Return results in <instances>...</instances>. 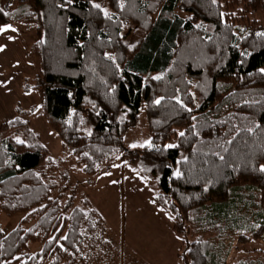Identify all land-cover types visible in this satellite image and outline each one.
Returning <instances> with one entry per match:
<instances>
[{
	"label": "trees",
	"instance_id": "16d2710c",
	"mask_svg": "<svg viewBox=\"0 0 264 264\" xmlns=\"http://www.w3.org/2000/svg\"><path fill=\"white\" fill-rule=\"evenodd\" d=\"M260 10L264 0H0V28L36 25L42 108L77 167L98 175L143 164L158 180L155 204L185 238V264H264ZM135 26L142 34L130 48ZM143 108L151 146L127 148ZM4 216L21 217L8 229ZM252 240L258 257L231 259ZM121 258L104 216L65 183L28 122L1 123L0 264Z\"/></svg>",
	"mask_w": 264,
	"mask_h": 264
},
{
	"label": "rangeland",
	"instance_id": "374dc122",
	"mask_svg": "<svg viewBox=\"0 0 264 264\" xmlns=\"http://www.w3.org/2000/svg\"><path fill=\"white\" fill-rule=\"evenodd\" d=\"M177 12L182 16L187 15L182 9ZM252 16L258 23L264 24V11H256ZM130 32L131 35L125 39L127 45L133 48L142 33L136 26ZM35 38L36 25L29 23L19 22L13 24L11 29L0 31V46H3L0 50V79L16 103L14 118L28 122L48 149L58 170L64 172L65 183L73 184L74 188L86 194L104 216L109 237L114 245L121 247V264L124 253L129 264H185V238L174 231L173 216L155 204L158 180L146 171L143 164L117 163L98 175H88L77 167L71 156V147L63 143L42 108L41 63L40 58L31 53ZM150 140L143 108L138 124L125 130L124 145L130 149H140ZM20 217L4 216L1 218L5 223L3 226L12 228ZM261 247V242L252 240L239 247L231 259L240 261L247 257H258L259 253L254 249ZM92 264L99 263L92 261Z\"/></svg>",
	"mask_w": 264,
	"mask_h": 264
},
{
	"label": "crops",
	"instance_id": "0c3cea01",
	"mask_svg": "<svg viewBox=\"0 0 264 264\" xmlns=\"http://www.w3.org/2000/svg\"><path fill=\"white\" fill-rule=\"evenodd\" d=\"M16 103L11 99L10 92L0 79V124L14 118Z\"/></svg>",
	"mask_w": 264,
	"mask_h": 264
},
{
	"label": "snow or ice",
	"instance_id": "6c2138e0",
	"mask_svg": "<svg viewBox=\"0 0 264 264\" xmlns=\"http://www.w3.org/2000/svg\"><path fill=\"white\" fill-rule=\"evenodd\" d=\"M94 7H96V8L99 9V8H101V5H100V4H94ZM103 12H104V15H105V16H108V15H109L107 9H103ZM197 27H199V25H197ZM11 28H12V25H4L3 28H0V31H4V30H7V29H11ZM13 30H15V29H13ZM9 39H13V37H9ZM2 49H3V46H0V50H2ZM261 72H264V69H261ZM155 78H156V79H160L159 76H157V77H155ZM156 103H159V100H157ZM249 131H251V130H249ZM180 135L183 136L184 133L181 132ZM20 143H24V141H20ZM145 143H147L149 146H151L150 141H146ZM135 146H136V145H133V147H135ZM167 147H175V145H167ZM261 171H264V165L261 166ZM176 175H177V176H180L181 173H180L179 171H177Z\"/></svg>",
	"mask_w": 264,
	"mask_h": 264
}]
</instances>
